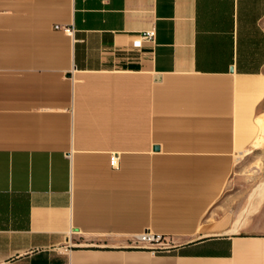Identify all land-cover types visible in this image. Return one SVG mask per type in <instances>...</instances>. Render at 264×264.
<instances>
[{
	"label": "crops",
	"instance_id": "crops-1",
	"mask_svg": "<svg viewBox=\"0 0 264 264\" xmlns=\"http://www.w3.org/2000/svg\"><path fill=\"white\" fill-rule=\"evenodd\" d=\"M263 114L264 0H0V264H264Z\"/></svg>",
	"mask_w": 264,
	"mask_h": 264
},
{
	"label": "rangeland",
	"instance_id": "rangeland-1",
	"mask_svg": "<svg viewBox=\"0 0 264 264\" xmlns=\"http://www.w3.org/2000/svg\"><path fill=\"white\" fill-rule=\"evenodd\" d=\"M256 127V140L240 155L230 184V189L243 195H248L264 181V114L256 120Z\"/></svg>",
	"mask_w": 264,
	"mask_h": 264
},
{
	"label": "built area",
	"instance_id": "built-area-1",
	"mask_svg": "<svg viewBox=\"0 0 264 264\" xmlns=\"http://www.w3.org/2000/svg\"><path fill=\"white\" fill-rule=\"evenodd\" d=\"M66 32H72L73 29L69 26L63 27ZM156 37V31L155 30H148L144 33L138 35L135 37V39L132 42V49L139 50L143 48L144 43L146 41H154ZM117 159L118 155H112L111 157V164L114 167H117ZM134 242L137 246L149 248L154 251H162L166 250L170 247L171 240L169 237L159 234V233H153V232H143L138 234Z\"/></svg>",
	"mask_w": 264,
	"mask_h": 264
},
{
	"label": "bare ground",
	"instance_id": "bare-ground-1",
	"mask_svg": "<svg viewBox=\"0 0 264 264\" xmlns=\"http://www.w3.org/2000/svg\"><path fill=\"white\" fill-rule=\"evenodd\" d=\"M259 146V145H258Z\"/></svg>",
	"mask_w": 264,
	"mask_h": 264
}]
</instances>
